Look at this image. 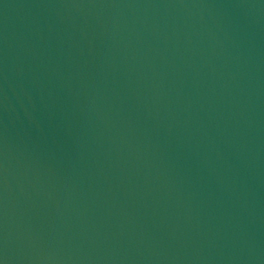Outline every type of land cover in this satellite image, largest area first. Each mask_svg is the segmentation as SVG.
Here are the masks:
<instances>
[{
	"label": "water",
	"instance_id": "water-1",
	"mask_svg": "<svg viewBox=\"0 0 264 264\" xmlns=\"http://www.w3.org/2000/svg\"><path fill=\"white\" fill-rule=\"evenodd\" d=\"M0 264H264V0H0Z\"/></svg>",
	"mask_w": 264,
	"mask_h": 264
}]
</instances>
